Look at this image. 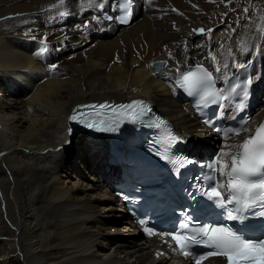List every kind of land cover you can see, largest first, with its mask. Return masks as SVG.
Listing matches in <instances>:
<instances>
[{"label": "bare ground", "instance_id": "obj_1", "mask_svg": "<svg viewBox=\"0 0 264 264\" xmlns=\"http://www.w3.org/2000/svg\"><path fill=\"white\" fill-rule=\"evenodd\" d=\"M86 4L0 0V264H167L100 181L105 152L68 132V114L79 102L145 97L177 131L210 141L152 75L155 62L163 72L173 58L185 61L187 48L216 68L230 49L243 60L241 41L264 49V0H137L123 27L104 21L98 5L82 12ZM40 41L57 56L43 62ZM16 78L21 92L5 96L1 85Z\"/></svg>", "mask_w": 264, "mask_h": 264}, {"label": "snow or ice", "instance_id": "obj_2", "mask_svg": "<svg viewBox=\"0 0 264 264\" xmlns=\"http://www.w3.org/2000/svg\"><path fill=\"white\" fill-rule=\"evenodd\" d=\"M228 2L230 3L231 0ZM64 3L65 0H60V4ZM108 3L109 0H102V2L101 0H87L86 6H82L81 11L98 5L103 13V19L129 23L134 14L135 0H112V11L120 13L116 16L108 14L105 10ZM248 11L249 9H244L245 14ZM69 14L63 11L59 13V16L64 17ZM93 20L99 22L100 17L94 16ZM237 26L239 27V21H237ZM88 27L89 24L85 22L84 28ZM194 31L203 33L212 30L197 29ZM232 31L235 32L236 29ZM260 35H264V32H260ZM251 43V41H241L237 52L239 54L250 53ZM258 47L264 48V45ZM47 50L48 45L44 44L37 55L43 56ZM236 55L237 53L230 49L222 67L218 62L215 75L202 66L187 73H179L173 90L182 89L187 95L195 97L198 108L216 105L217 110L214 115L218 118L223 117L229 109L234 114L244 112L248 107L255 77L249 74L241 75L239 71L232 73V68L243 70L248 66L237 63ZM212 58L215 60V55H212ZM250 63L251 61L248 62ZM56 67L54 64L50 66L51 69ZM217 81H222L223 86L217 88ZM89 107L110 108L117 116L121 115L118 110H126L123 115L129 117L127 122L133 124L140 121L148 112L147 104L143 100H132L129 104L115 106L82 105L73 110L69 120L101 131L118 130L119 123L113 127L106 121H100L101 124H106L105 127L100 128L96 122L81 119L80 117L84 115L81 110ZM124 122V119L120 120V123ZM206 123L211 125V120H206ZM246 125L247 118L240 122L238 128L222 129L212 126L218 134L227 139L229 136H239L241 132L247 131ZM149 126L158 129L157 139L153 140V145L160 143L161 139L166 145L163 149L158 148L156 155L168 161L177 175L181 174V169L192 164L205 170L195 177L194 192L189 193L192 203L179 210L177 213L179 220L173 230L162 233V235L171 236L180 251L196 261V264L204 258L196 252L197 247L201 245L212 247L214 251L206 255L221 256L225 258L226 264H264V231L253 232L244 227L249 220H264V122H261L254 133L244 138L239 144H222L214 156L202 161L193 160L189 155L176 151V146L183 143V138L176 134L167 122L161 120ZM71 131L72 129L69 128V133ZM197 197L202 198V203L197 201ZM213 206L217 210L215 215L218 219H210L207 213L202 212L203 208ZM140 223L146 225L147 221L141 220ZM144 231L148 235L155 234L152 227H145Z\"/></svg>", "mask_w": 264, "mask_h": 264}, {"label": "rangeland", "instance_id": "obj_3", "mask_svg": "<svg viewBox=\"0 0 264 264\" xmlns=\"http://www.w3.org/2000/svg\"><path fill=\"white\" fill-rule=\"evenodd\" d=\"M85 174V173H84Z\"/></svg>", "mask_w": 264, "mask_h": 264}]
</instances>
